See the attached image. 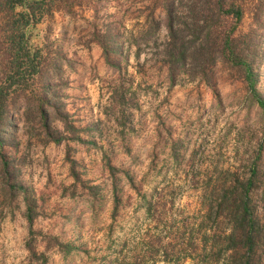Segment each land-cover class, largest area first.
I'll list each match as a JSON object with an SVG mask.
<instances>
[{
  "label": "rangeland",
  "instance_id": "obj_1",
  "mask_svg": "<svg viewBox=\"0 0 264 264\" xmlns=\"http://www.w3.org/2000/svg\"><path fill=\"white\" fill-rule=\"evenodd\" d=\"M242 2L234 32L254 30L264 98V0ZM149 3L83 0L71 15L54 11L26 27L43 68L27 88L36 93L49 76L74 130L53 120L63 138L52 141L13 99L0 127V264H206L186 254L200 185L213 169L248 171L256 151L264 170V112L234 69L217 63L214 87L183 75L170 83L151 42L135 57ZM154 14L162 21L160 8ZM105 27L118 32L119 68L97 43ZM165 37L161 25L156 42ZM153 189L173 198L159 222L145 210Z\"/></svg>",
  "mask_w": 264,
  "mask_h": 264
},
{
  "label": "trees",
  "instance_id": "obj_2",
  "mask_svg": "<svg viewBox=\"0 0 264 264\" xmlns=\"http://www.w3.org/2000/svg\"><path fill=\"white\" fill-rule=\"evenodd\" d=\"M82 1L0 0V127L11 121L16 108L13 99L18 97L24 101V115L33 112L52 141L63 138L50 127L53 120L59 121L64 130L73 132L49 76H45L36 93L27 88L33 77H41L43 68L39 50L27 44L25 29L54 11L71 15ZM143 1L150 3L144 4L146 12L136 23V36L132 39L136 46L135 57L140 45L151 42L157 49L159 61L166 67L170 83L183 75L200 79L211 87L215 84L214 66L226 64L246 82L251 97L264 112V98L256 90L252 64L256 56L254 30L234 32L243 14L242 0ZM156 8L162 11V21L154 14ZM161 25L166 37L157 43L156 33ZM95 34L104 62L119 68L115 58L120 48L118 32L105 27ZM258 156L256 151L248 171L229 167L213 169L207 175L208 181L200 185L197 221L187 233L189 258L200 256L206 264L219 259L223 264H264V180L256 183L264 176V170L257 164ZM164 195L153 189L151 198L145 202L146 213L151 212L150 216L157 222L172 206L173 198ZM116 205L115 196L114 210Z\"/></svg>",
  "mask_w": 264,
  "mask_h": 264
}]
</instances>
